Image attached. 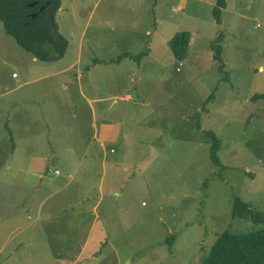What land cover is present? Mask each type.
Masks as SVG:
<instances>
[{
	"label": "rangeland",
	"instance_id": "obj_1",
	"mask_svg": "<svg viewBox=\"0 0 264 264\" xmlns=\"http://www.w3.org/2000/svg\"><path fill=\"white\" fill-rule=\"evenodd\" d=\"M227 1L217 24L216 0H62L57 21L70 46L55 63L32 64L0 23L4 93L13 72L22 83L55 74L53 98L41 93L50 86L47 75L4 99L20 148L9 158L11 170L0 165V231L21 230L0 234V264H202L222 232L264 229L232 219L236 198L264 214V0ZM183 32L189 43L180 63L170 41ZM220 34L224 70L212 49ZM124 53L132 55L110 63ZM81 93L102 100L93 104L107 118L97 124H103L102 147L89 120L59 116V100L79 111ZM206 132L218 139L220 165ZM32 158L34 167L46 162L73 177L36 182L28 174ZM65 182L69 189L54 195ZM50 196L46 215L55 209L62 223L52 225L37 204L28 208L38 222L13 207L18 199ZM80 212L84 219L71 244L66 222ZM92 224L90 250L81 255L77 244Z\"/></svg>",
	"mask_w": 264,
	"mask_h": 264
},
{
	"label": "trees",
	"instance_id": "obj_2",
	"mask_svg": "<svg viewBox=\"0 0 264 264\" xmlns=\"http://www.w3.org/2000/svg\"><path fill=\"white\" fill-rule=\"evenodd\" d=\"M52 7L55 11L50 13ZM227 7V0H216L213 16L217 24H220L223 10ZM61 8L62 0H0V23L6 35L13 38L32 58L43 63H55L66 57L70 46L68 38L60 32L62 26L57 21ZM223 38V34H220L212 43V49L216 51L215 60L220 63L221 70L225 69L221 60ZM170 43L175 59L184 62L188 53L189 33L177 34ZM146 54L147 51L136 58L141 60ZM130 57L131 54L124 53L110 63ZM206 136L213 142L214 163L220 165L218 139L214 132H206ZM232 219H251L252 223L261 224L264 223V214L236 198ZM172 241L170 237L166 243L171 244ZM202 264H264V229L246 233H233L230 229L222 232Z\"/></svg>",
	"mask_w": 264,
	"mask_h": 264
},
{
	"label": "crops",
	"instance_id": "obj_3",
	"mask_svg": "<svg viewBox=\"0 0 264 264\" xmlns=\"http://www.w3.org/2000/svg\"><path fill=\"white\" fill-rule=\"evenodd\" d=\"M226 10H227V8L223 10V13ZM63 11H64V9L61 8L60 9V12H63ZM178 11H182L181 7H178ZM127 54H131L132 55V53H127ZM31 59H32V61H31L32 64L38 62V60H36L34 58H31ZM76 73H77V71H76ZM81 73H83V72H81ZM13 74H16V73L13 72ZM13 74H12V77L11 76H8V75H6V77H5V78H7L8 83H10L9 85L5 86L6 87V92L5 93L3 92V85L5 83H2V85L0 86V114H2V116L0 118V120L2 122L1 125H0V132H1V134H0V165H4V170L5 171L12 169V166H11L12 160L9 159V158L15 156V151L16 150L18 151V149L20 148V146H18V144H16L17 143L16 142V136H15V133H14L15 130H12V128L9 126V122H7L8 115L6 114V109L3 107L4 104L6 105V102H4V99H6L8 97H11L14 94H17L20 90L24 89V87L26 85L30 84V83H35L37 81L38 82L39 81L44 82L47 75H51V77L48 78V79L51 80L50 86H47L46 87L47 89L45 91L41 90V93L45 95L46 99L53 98L54 97V94H55V93H53L55 91L52 88V86H54V85H51V84H53V81H55L53 79L54 76H55V74H53V73H49V74H47L45 76H42L41 78L36 79V80H27V81H24V83H22L20 81V76L19 75H17L16 78H13ZM22 84H24V86ZM64 87H65L64 90H66L67 87L66 86H64ZM42 88L43 87H41V89ZM81 88L82 87H80V92H83ZM81 97H82V99H83L84 102H83V105H82V107L80 108L79 111H76V110H73L72 111V110H70V107H67L65 109V106H64V104L66 102L65 101V98L60 99L59 100V102H60V106L59 107L61 109V113L59 114V116L62 119H64L65 116H68V115L71 116L72 115V119L73 120H83V119L89 120L88 121V129L90 131H93V133H94L93 140H95L96 142H98L100 144V146L102 147L104 145V141H103V139H99V130H102L101 131V138H102L104 136V133H103V124H102V121L99 124V126L97 124H98V120H103V123H104V121L107 120V118L104 119L105 116H103L102 110H100L98 113H96V110H95V108L93 106V104H99V103H101L102 100L100 98H97V97H95V98L94 97H91V96L90 97H87L83 93H81ZM114 98H115L114 95H112L107 100H104L103 99V101H109V100L112 101V100H114ZM124 99L125 100H131V97H130V95H126L124 97ZM15 101H17V100H11L12 108H15V105L13 104ZM99 113H100V115H98ZM6 116H7V118H6V120H4V117H6ZM11 120L13 121L14 124H17L16 123V120H18V118H16V115H13L12 118H11ZM111 127H113V126L111 125ZM111 127L107 128V131H109ZM27 150H28L29 156H32L33 155V151L35 149H34V146H32V144L29 143L27 145ZM112 152H113V150H112ZM5 158H6V160L3 162V160ZM45 163L46 162H43L41 164H37L36 163V165L34 167V159L32 158V160L30 161V166L28 168V174L31 175V177L34 178L36 180V182H39V183L42 184L44 181L56 180V179L61 178V177H64V178L68 177L70 179L73 177V174L71 172L68 171V173H66L67 170H63L64 171V175H62L59 168H56V167L49 168V166L46 167L45 166ZM55 171H60V174L56 175L54 173ZM52 172H53L54 176H50V174ZM56 181H58V180H56ZM59 185H60V188H59L58 191H56L54 193V195L63 193L67 189H69V182L61 183ZM23 188H26V186L21 185V188H20L21 190L29 191L31 194L34 193V191L32 192V189L33 188L32 189L31 188L28 189V187H27V189H23ZM84 199L85 198H83L82 201H84ZM102 199L103 198H101L100 201H102ZM86 200L87 199H85V201ZM49 202H54L52 196L46 197L44 199H41V201L39 199L37 202H35V201L24 202L23 199H18V200H16L14 202L13 207L15 209H18L21 206L22 209H23L22 211H26L27 210V212H29V214H30L29 215V217H30L29 219L30 220H34V222H38L37 216H38V213L40 212L41 209L43 210V212H44L45 215H46V212L48 213V209L49 208L46 209L45 207H46V205ZM35 204H37V209H38L37 212L39 211L38 213L37 212H34L33 213V211H32L33 209H31V211H30L29 208H28V207L34 206ZM52 205L56 206V204H52ZM93 210L94 211L95 210L97 211V208H94ZM80 213L81 214H73L74 217H75V219L72 220V221H70V222L67 221L64 218L65 219L64 221H67L66 222L67 225H66L65 229L68 230V231H72L73 238H72L71 244L76 241L75 234L74 233L78 229L81 228V221L84 219V218H82V212H80ZM46 216H48L46 218H48L52 222V225H55L56 224L55 223L56 221L58 223H62L63 222V218L58 217L55 214V209L51 212V216L49 214H47ZM78 219H80V221H77ZM73 222H76V223H73ZM94 227H95L94 224H92L90 226V228H89L88 233H87V237L88 238H86V240L82 244H80V243L77 244L78 250H79V252H81V255L83 253H86L87 251L90 250V248H88V246H89V242H90V237L92 235L91 233L94 232V230H93ZM3 229H5V228H3ZM3 229L0 231V234H2V235H5L6 234V236L15 235L17 231L19 232L21 230V228L20 229L11 228L8 232L3 233ZM63 230H61V231H63ZM66 242H67V246L70 247L71 244H69V241L66 240ZM22 243L24 244V242H22ZM22 247L26 248V246H22ZM27 249H29V248H27ZM81 255L79 257V260L81 259ZM83 259H85V258L83 257ZM88 259H91V258L88 257V258L85 259V261H87ZM71 262H73V261H71ZM83 263H84V261H83Z\"/></svg>",
	"mask_w": 264,
	"mask_h": 264
},
{
	"label": "built area",
	"instance_id": "obj_4",
	"mask_svg": "<svg viewBox=\"0 0 264 264\" xmlns=\"http://www.w3.org/2000/svg\"><path fill=\"white\" fill-rule=\"evenodd\" d=\"M17 77V74H13V78H16ZM56 175L60 174V171H55L54 172Z\"/></svg>",
	"mask_w": 264,
	"mask_h": 264
},
{
	"label": "water",
	"instance_id": "obj_5",
	"mask_svg": "<svg viewBox=\"0 0 264 264\" xmlns=\"http://www.w3.org/2000/svg\"><path fill=\"white\" fill-rule=\"evenodd\" d=\"M31 6H33V5H31ZM41 11H43V9H42ZM54 11H55V8H54V7H52V8L49 10L50 13H53ZM34 17H35V16H34Z\"/></svg>",
	"mask_w": 264,
	"mask_h": 264
}]
</instances>
